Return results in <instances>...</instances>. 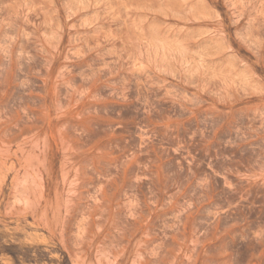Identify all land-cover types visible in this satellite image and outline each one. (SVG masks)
<instances>
[{
    "label": "rangeland",
    "instance_id": "374dc122",
    "mask_svg": "<svg viewBox=\"0 0 264 264\" xmlns=\"http://www.w3.org/2000/svg\"><path fill=\"white\" fill-rule=\"evenodd\" d=\"M0 264H264V0H0Z\"/></svg>",
    "mask_w": 264,
    "mask_h": 264
}]
</instances>
